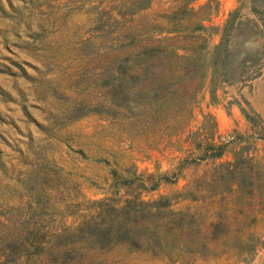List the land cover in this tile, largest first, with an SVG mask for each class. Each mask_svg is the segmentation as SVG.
<instances>
[{
	"label": "rangeland",
	"instance_id": "1",
	"mask_svg": "<svg viewBox=\"0 0 264 264\" xmlns=\"http://www.w3.org/2000/svg\"><path fill=\"white\" fill-rule=\"evenodd\" d=\"M134 1L0 0V264H264L262 214L242 261L176 252L166 210L143 218L156 240L128 245L120 226L109 243L94 240L93 224L120 216L134 194L169 195L173 210L198 206L177 194L211 166L190 159L203 121L215 119L216 140H232L221 159L240 145L264 159V138L241 110L264 121L255 12L264 0ZM112 57H199L202 76L175 130L148 108L106 113Z\"/></svg>",
	"mask_w": 264,
	"mask_h": 264
},
{
	"label": "trees",
	"instance_id": "2",
	"mask_svg": "<svg viewBox=\"0 0 264 264\" xmlns=\"http://www.w3.org/2000/svg\"><path fill=\"white\" fill-rule=\"evenodd\" d=\"M133 4L141 5L143 1L135 0ZM255 12L259 14L260 26L264 30V13L259 9ZM125 59L112 57L108 74L103 78L108 95V103L104 105L106 113L115 117L126 112L130 117L136 113V108H148L153 114L168 115L171 120L166 126L175 130L176 117L190 105L202 76L199 57ZM190 70H194V75H189ZM128 81L135 82V86L127 88ZM241 110L253 128L258 129L254 137L264 138V121L259 114L255 111L251 114L243 107ZM201 129L200 139L195 143L199 153L190 155V159L208 160L211 166L193 178L189 187L176 193L178 198L199 202L198 206L194 210H173L169 195L144 200L134 194L115 209L120 216L112 211L104 220L93 224L94 240L100 245L109 243L114 238L115 228L120 226L118 231L122 240L139 247L144 238L151 240L157 234V230H147L144 226V216L166 210L163 225L172 228L174 236L179 237L174 245L176 252L204 257L224 255L236 257L237 261L246 259L256 242L252 228L258 215L264 216V159L250 154L246 145L233 151L231 158L221 159L232 140L215 139L219 137L215 119L210 124L203 121ZM216 159L220 161L215 162ZM157 177L152 187L157 184ZM202 206L204 213L200 211ZM136 220L143 228L130 223Z\"/></svg>",
	"mask_w": 264,
	"mask_h": 264
}]
</instances>
